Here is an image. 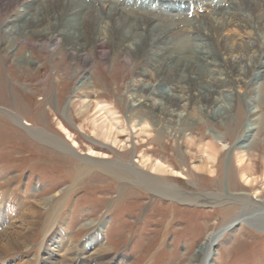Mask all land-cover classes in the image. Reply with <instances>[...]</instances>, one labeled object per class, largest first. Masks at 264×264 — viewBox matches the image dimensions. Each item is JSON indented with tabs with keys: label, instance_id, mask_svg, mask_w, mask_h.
Returning <instances> with one entry per match:
<instances>
[{
	"label": "rangeland",
	"instance_id": "1",
	"mask_svg": "<svg viewBox=\"0 0 264 264\" xmlns=\"http://www.w3.org/2000/svg\"><path fill=\"white\" fill-rule=\"evenodd\" d=\"M190 1L193 5L186 6L184 12L188 9L192 28L200 23L202 25L204 11L199 10L202 14L197 17L194 0ZM141 2L156 4L155 0ZM56 10L55 7L50 12ZM7 13L4 11L0 19H4ZM144 20L155 21L156 18L151 16ZM179 30L174 29L172 32ZM90 32L92 34V28ZM186 38L193 49L197 48L196 35ZM22 39L18 36L10 42L14 49L11 54H0V110L14 113L22 121L28 122V130L47 133L63 147H70L73 139L78 148L71 154L64 152L65 148L61 147L62 151L54 144L34 140L10 117L0 112V231L5 228L10 233L11 228L17 230L23 225L21 219L30 218L29 213L32 211L45 215L48 209L55 213L53 225L46 234L42 230L46 222L45 216H42L40 227L36 220L34 231L29 232L30 239H23L25 245L11 242V246L18 250L0 254V264H38L42 251L40 246L53 249L58 235L70 237L67 245L77 244L87 233L86 224L101 222L107 254L126 258L120 264H196L190 258L205 236L226 225L242 210L249 209L247 204L233 202L209 207L200 205L198 200L211 195L219 196L227 191L228 194H245L254 201L262 200L264 203V187L258 184L255 189L246 188L239 179L234 161V145L244 137L245 129L252 127L246 111L251 105L247 104L241 89H237L235 97L225 98L227 108L230 107L227 117H218L216 120L214 117H202L200 107L183 113L189 115L193 112L197 116L194 122L187 121L188 117H175L170 122L165 119L153 122L147 117L149 128L146 135H137L128 122L127 92L133 77L132 71L142 61L136 60L133 65L122 61L114 69L102 63L96 65L98 69L90 67L92 70L88 74L94 72V81L89 90L77 95L81 99L90 96L89 92L93 90V99L99 98L103 105L117 112L119 117L116 118L120 122L116 126H121L122 130L117 135L120 141L117 148L93 133L90 120L94 117L87 120L77 114L74 103L78 98H72L75 78L70 73V63L61 60L62 53L51 55L35 47L33 39ZM21 55H28L31 61L36 64L40 62L38 64L47 69L38 71L35 68L32 71L31 67H16L12 60ZM54 60H61L60 86H55L52 80L45 83L46 78H53ZM191 61L198 66L195 55H192ZM26 70L30 71L23 73ZM153 74H156V70L150 73L149 81H155ZM163 75L159 76L156 83L162 82ZM43 84H47V87ZM259 84L262 105L258 104L256 108L258 117L253 125L256 129L244 141L257 140L264 151V81ZM46 94L49 103L40 101ZM56 97L60 99L57 101ZM67 98H72L73 103L66 104ZM218 107H213V110L217 109L221 114ZM59 124L66 128L69 138L60 130ZM218 137L225 146L217 165L214 164V175L195 171L193 165L199 164L201 156L199 145ZM188 138L192 140L190 143L186 141ZM90 149L99 153V156L96 154L92 158L96 164L88 166L81 159L89 160L84 155ZM248 153L251 174L261 177L263 155L259 154L258 148ZM76 154H79V158L74 156ZM143 158L161 161L180 172L181 176L149 175L170 188V199L151 194L138 184L140 176L126 169L131 165L148 173L141 166ZM104 163H107L106 168ZM86 166L88 169L79 173ZM59 198L61 200L58 203ZM245 222L223 236L214 249L213 264H264V228L253 223L250 218H245ZM43 237L45 241L40 244ZM65 249L67 247L59 252L57 260L60 264H71L73 254L70 257L65 255Z\"/></svg>",
	"mask_w": 264,
	"mask_h": 264
},
{
	"label": "bare ground",
	"instance_id": "2",
	"mask_svg": "<svg viewBox=\"0 0 264 264\" xmlns=\"http://www.w3.org/2000/svg\"><path fill=\"white\" fill-rule=\"evenodd\" d=\"M143 1L149 2V0ZM155 3H142L141 0H0V17L4 11L8 12L4 19H0V54L1 52L11 54L14 49L11 48L10 42L18 36L23 38L22 41L26 40L25 38L33 39L35 47L51 55L62 53L61 60L70 63V73L75 78L72 98H78L74 103L77 114L86 117L87 120L94 117L90 120L93 133L115 147L120 144L117 135L122 131L121 126L119 128L116 126L120 122L116 118L119 117L117 112L108 105H103L99 98L93 99L91 93L95 92L93 90L89 92V97L86 95L80 99L77 95L89 90L94 81V72L88 73L93 67L98 69L96 65L99 63L108 64L114 69L116 64L120 65L122 61H126L129 65H133L138 60L142 61L137 69L132 71L133 77L127 92L130 113L127 116L130 117L128 122L137 135H146L149 128L147 117L153 122L156 119L158 122L164 119L170 122L175 117H188L187 121L194 122V117L197 116L193 112L189 115L183 113L193 111V108L197 107L203 111L202 117H214L215 120L218 117H227L230 107L227 108L225 98L235 97L237 89H241L247 104L252 106L246 110L247 119L251 121L252 127L245 129L244 137L234 145V161L239 179L246 188L255 189L258 184L264 187V168L261 177H253L248 158V152L258 148L264 160V151L260 148L261 145L259 147L257 140L244 141L256 129L253 127L258 117L256 108L258 104L262 105L259 83L264 81V0H194L195 15L199 17L202 14L199 10L204 11V14L201 18L202 25L200 23L192 28L188 9L184 12L186 6L193 5L190 0H155ZM55 7L56 12H50ZM151 16L156 20H144ZM136 18L138 19L135 20ZM176 19L181 21H175ZM178 28L181 30L172 32ZM191 34L196 35L198 41L195 49L189 45L186 38L193 36ZM192 55H195L198 66L191 61ZM28 57L21 55L12 62H15L16 67L21 65L23 68L31 67L32 71L35 68L38 71L47 69L46 66L38 64L40 62L36 64ZM60 61H53V78H46L45 83L52 80L55 86L61 85ZM166 68L167 71L163 73ZM153 70H156V74H153L155 81H149ZM28 71L30 70L23 73ZM161 75H163L162 82L156 83ZM44 87H47V84ZM56 98L57 101L60 99ZM72 98H67L66 104H72ZM49 100L48 94L40 98L43 103H49ZM218 105L221 114L217 109L213 110V107ZM0 112L10 117L34 140L49 145L54 144L62 151V148H65L64 152L71 154L78 148L73 139L70 147H63L47 133L33 131L31 128L32 131L28 130V122L22 121L14 113L5 110ZM59 125L60 130L69 138L66 128ZM186 141L190 143L192 140L188 138ZM224 146L219 137L202 142L199 145L201 153L199 164H194L193 169L201 173L205 171L210 176L214 175V164L217 165ZM96 154L90 149L84 155L89 160H81L85 161H83L85 165L90 166L91 163L96 162L92 161ZM74 156L79 158V154ZM106 165L107 163H104L105 168ZM141 166L145 167L148 173H143L131 165L126 169L140 176L143 180L137 178L138 184L151 194L170 199L168 191L170 188L149 175L181 176L180 172L161 161H151L149 158H143ZM87 169V166L82 167L79 173ZM175 192L181 195L179 191ZM226 192L219 196L201 198L197 202L209 207L233 202L247 204L249 209L242 210L220 229L209 232L191 256V262L213 264L216 246L226 233L236 226L245 224V218H250L253 223L264 228L262 200L254 201L245 194ZM259 194L263 193L259 192ZM60 200L57 199L58 203ZM184 201L186 200H181ZM29 214L31 217L22 218L23 225L17 230L11 228L10 233L7 231L8 228H5L6 230L0 231V254L18 250L11 246V242H16L19 246L25 245V240L30 239L29 232L34 231L36 220L40 227L42 216H45L44 222L46 221L42 228L44 233L51 229L55 213L47 209L45 215L34 211ZM86 225L87 233L77 244L67 245L70 242L67 239L70 237L58 235L57 239L54 238L57 242L53 249L40 246L39 249L42 251L38 264H60L57 255H60L59 252L65 247H67L65 255L70 257L73 254L74 260L71 264H120L121 260H126L124 256L107 254L102 222ZM7 226L9 227L10 224ZM44 241L45 239L40 244ZM49 241L50 239L46 240Z\"/></svg>",
	"mask_w": 264,
	"mask_h": 264
}]
</instances>
